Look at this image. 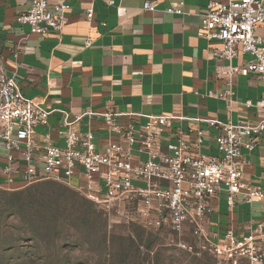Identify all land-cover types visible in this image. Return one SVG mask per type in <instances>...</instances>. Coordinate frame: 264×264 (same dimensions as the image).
I'll list each match as a JSON object with an SVG mask.
<instances>
[{
  "label": "crops",
  "instance_id": "0c3cea01",
  "mask_svg": "<svg viewBox=\"0 0 264 264\" xmlns=\"http://www.w3.org/2000/svg\"><path fill=\"white\" fill-rule=\"evenodd\" d=\"M48 1L51 6L56 0ZM68 1L62 29L41 35L16 22L29 0H0V54L6 74L16 78L24 100L48 113V125L35 128V140L48 133L53 144H62L71 129L92 132L99 145L117 141L104 124L108 111L124 125L157 114L169 115L174 125L183 127H205L210 119L232 124L264 119V82L252 74L235 75L228 86L216 74L218 66L229 63L217 56L218 42L197 35L211 0ZM145 1L157 5L144 9ZM172 3L180 12H167ZM88 8L92 19L86 18ZM87 38L90 46L85 45ZM248 58L238 56L230 63ZM210 91L225 93V98L210 96ZM202 150L218 153L212 140H204ZM242 155L244 181L264 187V134L253 151ZM211 204L205 228L215 239L228 230L239 237L258 222L264 225V202L247 203L239 195L228 206L221 192ZM183 231L193 236L189 225Z\"/></svg>",
  "mask_w": 264,
  "mask_h": 264
},
{
  "label": "built area",
  "instance_id": "2783aa9c",
  "mask_svg": "<svg viewBox=\"0 0 264 264\" xmlns=\"http://www.w3.org/2000/svg\"><path fill=\"white\" fill-rule=\"evenodd\" d=\"M29 1L27 10L17 14L19 25L41 35L62 29L70 10L68 0H56L51 6L48 0ZM156 5L145 1L143 8L152 10ZM167 12H180V8L172 3ZM85 14L92 19V8ZM258 27L264 28V0H211L201 14L197 35L218 42L217 56L229 63L218 66L216 74L226 78L228 86L235 75L252 74L264 82V32L257 33ZM91 43L85 39L86 46ZM242 55L249 58L231 65ZM208 95L225 98V93ZM251 105L245 102L246 107ZM104 124L117 141L99 145L92 132L71 129L62 144H53L48 133L35 140V128L48 125V113L22 98L0 54V187L59 181L107 208L120 201L135 204L144 218L154 213L177 232L189 225L197 249L212 254L218 264H264L263 223L239 237L228 230L221 240L205 228L213 209L211 200L221 192L228 206L239 195L247 203L264 202V187L251 185L241 176L243 151L259 145L264 119L244 124L210 119L205 127H183L174 125L171 116L157 114L124 125L108 111ZM211 128L215 134L209 133ZM204 140H212L218 153L203 152Z\"/></svg>",
  "mask_w": 264,
  "mask_h": 264
},
{
  "label": "rangeland",
  "instance_id": "374dc122",
  "mask_svg": "<svg viewBox=\"0 0 264 264\" xmlns=\"http://www.w3.org/2000/svg\"><path fill=\"white\" fill-rule=\"evenodd\" d=\"M195 244L135 204L107 208L59 181L0 187V264H218Z\"/></svg>",
  "mask_w": 264,
  "mask_h": 264
}]
</instances>
